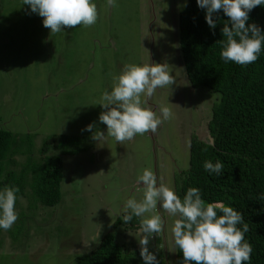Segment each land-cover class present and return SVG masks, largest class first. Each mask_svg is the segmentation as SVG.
Wrapping results in <instances>:
<instances>
[{
  "label": "rangeland",
  "instance_id": "obj_1",
  "mask_svg": "<svg viewBox=\"0 0 264 264\" xmlns=\"http://www.w3.org/2000/svg\"><path fill=\"white\" fill-rule=\"evenodd\" d=\"M93 2L98 11L94 25L51 33L23 0H0V130L18 141L15 154L11 148L7 154L16 162L10 166L15 178L19 165L37 157L43 140L52 135L77 138L72 148L80 150L60 156L61 195L53 207L39 204L30 174L13 185L19 188L18 219L10 230L0 229V264H74L107 233L144 264L137 234L142 217L133 216V226L122 221L127 200L143 198L139 177L145 169L175 192L188 166L191 137L207 141L206 122L216 95L190 89L178 53L177 15L186 0H116L115 8L107 0ZM163 63L176 83L141 96L142 107L157 117L162 119L163 107L172 112L155 134H137L124 144L109 137L99 144L92 132L82 131L95 123L107 134L99 122L105 111L99 104L126 65ZM57 154L51 149L46 156ZM146 215L163 220L149 251L159 264H176L172 227L178 216L162 210L159 202ZM116 220L122 225L114 227Z\"/></svg>",
  "mask_w": 264,
  "mask_h": 264
},
{
  "label": "trees",
  "instance_id": "obj_2",
  "mask_svg": "<svg viewBox=\"0 0 264 264\" xmlns=\"http://www.w3.org/2000/svg\"><path fill=\"white\" fill-rule=\"evenodd\" d=\"M185 3L187 6L178 13L176 22L183 77L190 89H204L216 97L206 122L207 141L191 137L188 166L179 174L175 192L183 200L187 190L195 187L200 189L206 204L222 203L241 212L249 226L245 241L253 249L246 264H264V42L255 63L242 66L225 62L220 56L222 41H226L221 30L224 24L231 27L229 18L222 10L214 14L216 27L210 29L205 20L206 10L199 8L196 0ZM252 23L264 32V5L249 13L246 26ZM76 139L66 135L44 139L37 157L19 165L16 179L10 167L16 162L7 154L10 148L12 153L16 151L18 141L10 132L0 130V190L8 185L14 187L30 174L33 195L39 204L56 205L61 195L60 156L80 151L72 148ZM51 149L59 155L46 156ZM205 161L213 164L220 161L224 165L222 174L206 171ZM10 177L13 183L8 182ZM222 214L217 210L218 216ZM120 225L122 222L116 220L114 227ZM237 227L242 230L243 224ZM174 255L175 263L183 264V254L176 245ZM74 264H137V261L124 251L112 233H107L94 250L78 257Z\"/></svg>",
  "mask_w": 264,
  "mask_h": 264
},
{
  "label": "clouds",
  "instance_id": "obj_3",
  "mask_svg": "<svg viewBox=\"0 0 264 264\" xmlns=\"http://www.w3.org/2000/svg\"><path fill=\"white\" fill-rule=\"evenodd\" d=\"M201 9L206 10L205 20L210 29H215L214 14L221 10L229 18L231 27L224 24L223 37L226 38L220 53L227 62L246 66L255 63L264 42V32L255 23L248 24L249 13L264 0H196ZM31 13L43 17V26L51 33H59L64 28L94 25L98 19L97 5L93 0H23ZM107 6L115 8L116 0H107ZM185 7L187 4L185 3ZM174 76L168 71V64L126 65L117 83L109 93L105 91L99 104L105 111L99 115V122L107 126V134L99 130L95 123L82 131L92 132V139L103 144L109 137L119 144L132 141L137 134H155L158 127L171 118L169 108L160 109L162 119L156 113L141 105V96L151 97L158 88L172 86ZM203 168L209 173L221 175L224 165L217 161H205ZM144 186L141 200L128 199L125 204L124 223L132 221L133 216L141 218L138 235L140 237V256L144 264H159L156 255L149 251L148 245L153 235L163 230L160 215L147 216L157 209L171 216H178L172 227L174 244L183 254V264H246L253 252L250 243L245 241L249 231L244 216L233 207L224 204L205 203L200 189L187 190L183 200L162 179L145 169L139 177ZM18 187L5 186L0 190V229L10 230L18 219L15 210ZM264 198V197H262ZM130 210V212L128 211ZM217 210L223 213L217 215ZM243 224V229L237 225ZM86 244V243H85Z\"/></svg>",
  "mask_w": 264,
  "mask_h": 264
}]
</instances>
